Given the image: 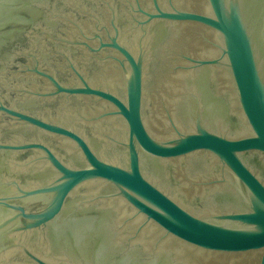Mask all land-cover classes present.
<instances>
[{
  "label": "water",
  "instance_id": "95a60500",
  "mask_svg": "<svg viewBox=\"0 0 264 264\" xmlns=\"http://www.w3.org/2000/svg\"><path fill=\"white\" fill-rule=\"evenodd\" d=\"M0 264H264V0H0Z\"/></svg>",
  "mask_w": 264,
  "mask_h": 264
}]
</instances>
